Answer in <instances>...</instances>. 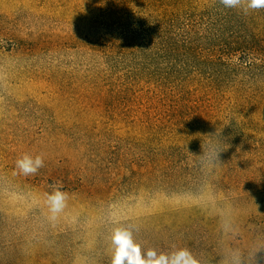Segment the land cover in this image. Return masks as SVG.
<instances>
[{"label":"rangeland","instance_id":"1","mask_svg":"<svg viewBox=\"0 0 264 264\" xmlns=\"http://www.w3.org/2000/svg\"><path fill=\"white\" fill-rule=\"evenodd\" d=\"M208 140L211 170L192 155ZM24 154L35 175L14 174ZM115 227L201 264L264 243V8L0 0V264H112Z\"/></svg>","mask_w":264,"mask_h":264},{"label":"clouds","instance_id":"2","mask_svg":"<svg viewBox=\"0 0 264 264\" xmlns=\"http://www.w3.org/2000/svg\"><path fill=\"white\" fill-rule=\"evenodd\" d=\"M219 2L225 8H239L244 14H248L249 10L264 8V0H219ZM198 135L219 137L223 135V132L217 128L214 134H196ZM201 148L200 155L191 154L197 158L202 169L211 170L221 164L220 154L223 151H221L219 140L202 141ZM43 165L42 155H36L33 158L29 154H24L17 158L14 174L35 175ZM66 199L67 194L62 192L59 186H55L54 191L46 195L51 221H55L63 211ZM220 228L224 236L230 233L235 234L233 221L227 216L221 217ZM110 241L113 250L112 264H201V261L186 247H174L167 253L149 248L142 253L141 245L133 239L131 227H115L112 230ZM261 252H264V243L254 244L246 252L238 248H225L218 264H264V257L258 255Z\"/></svg>","mask_w":264,"mask_h":264},{"label":"trees","instance_id":"3","mask_svg":"<svg viewBox=\"0 0 264 264\" xmlns=\"http://www.w3.org/2000/svg\"><path fill=\"white\" fill-rule=\"evenodd\" d=\"M102 44H104V46L106 47V48H108L109 49V51L111 52V53H107V54H114V55H117V54H115V53H117V49H119V50H124V48H125V46L126 45H124V42L123 41H111L110 43H107L106 41L105 42H102ZM109 46V47H108ZM107 49V50H108ZM102 51H104V52H106V50H102Z\"/></svg>","mask_w":264,"mask_h":264}]
</instances>
